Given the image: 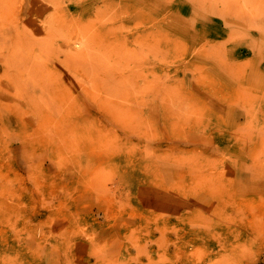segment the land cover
Masks as SVG:
<instances>
[{
	"label": "rangeland",
	"instance_id": "obj_1",
	"mask_svg": "<svg viewBox=\"0 0 264 264\" xmlns=\"http://www.w3.org/2000/svg\"><path fill=\"white\" fill-rule=\"evenodd\" d=\"M0 264H264V0H0Z\"/></svg>",
	"mask_w": 264,
	"mask_h": 264
}]
</instances>
